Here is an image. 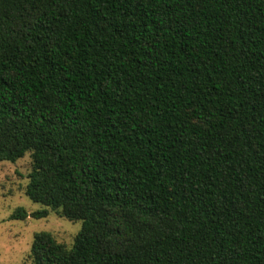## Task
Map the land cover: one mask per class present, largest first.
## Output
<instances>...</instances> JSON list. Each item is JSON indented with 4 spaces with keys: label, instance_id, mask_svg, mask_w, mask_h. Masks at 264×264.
<instances>
[{
    "label": "trees",
    "instance_id": "obj_1",
    "mask_svg": "<svg viewBox=\"0 0 264 264\" xmlns=\"http://www.w3.org/2000/svg\"><path fill=\"white\" fill-rule=\"evenodd\" d=\"M29 152L82 221L34 264H264V0H0V162Z\"/></svg>",
    "mask_w": 264,
    "mask_h": 264
},
{
    "label": "rangeland",
    "instance_id": "obj_2",
    "mask_svg": "<svg viewBox=\"0 0 264 264\" xmlns=\"http://www.w3.org/2000/svg\"><path fill=\"white\" fill-rule=\"evenodd\" d=\"M31 171L30 152L16 162H0V264H34L31 247L37 232L50 231L59 242L71 248L82 228V221L68 220L26 195ZM20 206L30 214L47 208L49 215L42 218L29 215L25 220L11 219L14 210Z\"/></svg>",
    "mask_w": 264,
    "mask_h": 264
}]
</instances>
